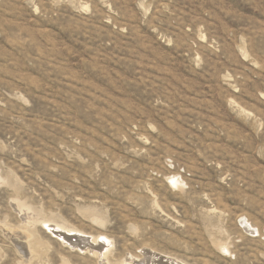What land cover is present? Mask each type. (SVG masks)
I'll list each match as a JSON object with an SVG mask.
<instances>
[{"label":"rangeland","instance_id":"rangeland-1","mask_svg":"<svg viewBox=\"0 0 264 264\" xmlns=\"http://www.w3.org/2000/svg\"><path fill=\"white\" fill-rule=\"evenodd\" d=\"M144 248L264 264V0H0V264Z\"/></svg>","mask_w":264,"mask_h":264},{"label":"bare ground","instance_id":"bare-ground-1","mask_svg":"<svg viewBox=\"0 0 264 264\" xmlns=\"http://www.w3.org/2000/svg\"><path fill=\"white\" fill-rule=\"evenodd\" d=\"M19 212H20V210H19ZM22 212V211H21ZM23 215H24V213H23ZM26 215V214H25ZM27 215H28V213H27ZM24 217V216H23ZM31 218H32V216H30ZM26 219H27V217H26ZM34 219V218H33ZM37 220V219H36ZM33 221V220H32ZM39 221V220H38ZM40 221H42V220H40ZM34 222V221H33ZM55 225V224H54ZM58 226V225H57ZM48 227V226H47ZM56 227V226H55ZM54 228V227H53ZM62 228V233L63 234H65L64 232H68V229H65V228H63V227H61ZM60 228V229H61ZM55 232V231H54ZM57 233H59V232H57ZM62 233H60V234H62ZM66 234H68V233H66ZM82 239H80V240H78V246H79V244H88V247H90V248H93V250L94 249H96V251H98V254H100V256L99 257H101V259H105V260H107V247H106V243L104 242V241H101L100 242V240H99V242L96 240L95 242H93L91 239H89V242H87L86 243V238H84V237H81ZM92 242H91V241ZM75 241H77V240H75ZM74 242V241H73ZM72 242V244H74ZM102 244V245H101ZM95 245H98V246H95ZM104 245H105V247H104ZM104 249V251L102 252V250ZM92 250V249H91ZM92 252V251H91ZM97 253V252H96ZM151 256H157L156 255V253H154V252H150L149 250H147V249H145L144 248V250H142L141 251V254H140V256L138 257V258H134V257H130V258H126V259H124L122 262H119V264H159V263H161L160 261H157V262H154L153 261V259H151ZM26 258V257H25ZM154 258V257H153ZM156 258V257H155ZM159 258V257H158ZM168 259V258H167ZM166 259V260H167ZM170 259V258H169ZM150 260L152 261L151 263H150ZM158 260V259H157ZM159 260H165V259H163V258H160ZM170 260H172V259H170ZM173 261V260H172ZM104 262V261H103ZM167 262V264L169 263V264H171L170 262H169V260H167L166 261ZM163 264V263H162ZM174 264H178L177 262L175 263L174 262Z\"/></svg>","mask_w":264,"mask_h":264}]
</instances>
